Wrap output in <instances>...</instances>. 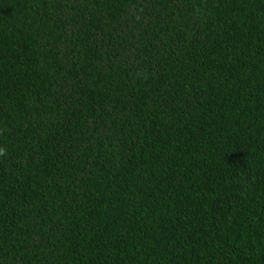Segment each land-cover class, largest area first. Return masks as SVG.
<instances>
[{
	"label": "trees",
	"instance_id": "1",
	"mask_svg": "<svg viewBox=\"0 0 264 264\" xmlns=\"http://www.w3.org/2000/svg\"><path fill=\"white\" fill-rule=\"evenodd\" d=\"M0 264H264V0H0Z\"/></svg>",
	"mask_w": 264,
	"mask_h": 264
},
{
	"label": "clouds",
	"instance_id": "2",
	"mask_svg": "<svg viewBox=\"0 0 264 264\" xmlns=\"http://www.w3.org/2000/svg\"><path fill=\"white\" fill-rule=\"evenodd\" d=\"M5 150L3 148H0V156L4 155Z\"/></svg>",
	"mask_w": 264,
	"mask_h": 264
}]
</instances>
